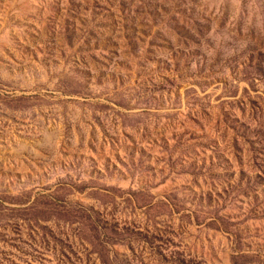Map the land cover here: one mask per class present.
<instances>
[{"label":"rangeland","instance_id":"rangeland-1","mask_svg":"<svg viewBox=\"0 0 264 264\" xmlns=\"http://www.w3.org/2000/svg\"><path fill=\"white\" fill-rule=\"evenodd\" d=\"M0 264H264V0H0Z\"/></svg>","mask_w":264,"mask_h":264}]
</instances>
